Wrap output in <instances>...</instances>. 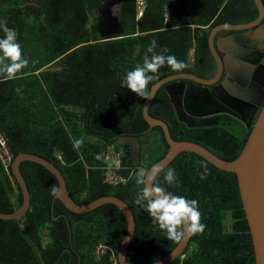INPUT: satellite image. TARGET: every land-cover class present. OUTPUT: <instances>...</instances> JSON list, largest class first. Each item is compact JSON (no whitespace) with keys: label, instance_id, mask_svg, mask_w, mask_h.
<instances>
[{"label":"trees","instance_id":"trees-1","mask_svg":"<svg viewBox=\"0 0 264 264\" xmlns=\"http://www.w3.org/2000/svg\"><path fill=\"white\" fill-rule=\"evenodd\" d=\"M105 1L43 0L39 7L23 0L0 4V38L4 27L16 32L22 46L40 34L28 65L17 73L23 77L5 81L0 76V137L11 157L5 165L0 155V213L10 214L22 203L10 169L12 160L20 153L34 154L60 171L76 204L104 196L126 203L135 222L126 259L148 264L166 256L178 242L168 241L134 203L140 190L136 174L161 160L168 145L161 128H149L144 121L145 100L121 87V80L143 64L152 40L157 41V52L167 48L166 55L187 65L180 72L162 67L158 80L181 73L213 77L216 62L207 44L209 31L223 23L253 21L258 9L253 0H141L140 12L138 0H128L117 12L122 32L102 40L97 27L102 20L95 10ZM158 80L148 85L149 91ZM170 83L156 92L149 115L166 123L173 140L194 142L223 160L235 159L250 129L225 114L185 117L172 99L176 92L172 90L171 96L165 89ZM17 88L22 92L17 93ZM122 136L138 138V163L130 158L128 145L115 143ZM81 138L82 147L74 150L72 141ZM110 148L121 151L119 165L109 163ZM100 153L104 158L97 160ZM205 165L209 174L201 180ZM168 169L175 170L177 184L164 183ZM19 171L30 206L20 221L0 219V264H118L126 220L116 206L103 204L86 213H72L51 195L58 182L49 171L27 161L20 163ZM108 175L119 181L111 183ZM155 183L174 195L197 200L206 225L202 234L190 236L182 255L169 264H254L235 174L181 152L159 172Z\"/></svg>","mask_w":264,"mask_h":264},{"label":"water","instance_id":"water-1","mask_svg":"<svg viewBox=\"0 0 264 264\" xmlns=\"http://www.w3.org/2000/svg\"><path fill=\"white\" fill-rule=\"evenodd\" d=\"M39 1L41 2L42 0ZM124 1H128V0H116V1L106 0L97 10H95V12L98 11L97 13H99V15L108 13L109 17L113 18L114 27L118 30L113 35H118L122 32L118 23L119 16L117 12L120 9V5ZM253 2L258 9V15L253 21L243 24L223 23L213 27L209 31L207 37V44L209 51L216 62V72L213 75V77L209 79H203L191 73H181V74L171 75L158 80L151 86L150 92L152 93V97L154 98L156 92L161 86L171 82L169 85L165 87V89L170 95H171V89L177 86L179 87L184 86L185 94L188 91L197 92V93L201 92L203 95L202 99L206 98L205 101L210 104H218L216 102V98L218 97L217 95H225L231 99H236V98L238 99V96H236L231 90L232 88H234L239 91V88L241 87L245 88L246 83H241L238 80H236L231 74V72L228 71L226 65L227 63L226 61L229 59L230 55L233 54L231 48L233 44L236 42L234 41L232 36L217 38V35L222 31H229V32H239L241 33V35H243V37L245 36L248 37L252 33L251 38L253 39L255 34L259 33L260 31H263L262 28L264 25H261V22L264 19V5L262 3V0H253ZM114 6L117 7L115 16H113L112 14V8ZM99 23L97 24L98 26ZM100 36L102 40H108V38L110 37V36H103L101 34ZM225 40H229L232 42V45L226 47V49L222 48V44L224 43ZM234 45L238 47L236 44ZM238 50L242 51V48ZM243 51L246 53L245 57H247L248 54H252V51H247L244 49ZM223 53L225 54L224 57L221 56V54ZM254 53L261 56L260 60L261 59L262 60L260 64L264 69V53H261L259 51H254ZM234 63L237 64L238 66L241 65L242 69L246 67L249 70L248 80H250L251 71L254 69L253 65L251 66L249 63H239V61L237 60H235ZM225 74L227 75V77ZM262 75L264 76V71ZM231 78L233 79V81ZM172 81L175 82L172 83ZM186 81L188 82L185 83ZM237 85H239V87ZM231 86L232 88L229 89V87ZM263 97L264 94L261 98V101H263ZM153 98L144 101L141 109L142 117L149 126V128H153V127L161 128L164 139L168 145V151L161 160L151 165L146 170V172H150L153 168H159L161 171L178 154H180L181 152H189L203 158L209 164H211L212 166H214L215 168L221 171L235 174L240 200L242 204V210L244 212V217L248 225V232L252 242V248L254 253V264H264V102L261 105L260 104L258 105L260 107L259 110L257 109L254 110V114L256 115V118L252 127H250V122H248L247 124L243 122L245 124L246 129L247 130L250 129L247 139L244 143V146L240 154L235 159L228 161L219 158L218 156H216L215 154H213L203 146L196 144L194 142L173 140L166 123L157 118L150 116L148 113V108L151 102L153 101ZM238 100L242 102L243 98H240ZM220 113L221 112L219 111H207V112H202L201 116L209 117ZM115 143L118 145H122V144L128 145L131 149L130 158L133 159L135 163H138L140 144L137 137L122 136L118 138ZM24 161L33 162L42 166L56 178L58 182V187L61 188V192L57 197H54V199L59 200L63 204V206L72 213H76V214L86 213L103 204H112L116 206L122 212L126 220V232L118 248L116 260L118 264H131L126 259V251L134 234L135 222L132 212L129 209L128 205L124 203L122 200L113 196L100 197L85 205L76 204L71 199L70 195L66 190L65 181L60 171L53 164H51L50 162L46 161L45 159L39 156L29 153H20L12 160L10 168L13 177L15 178V180L17 181L20 187L22 193V203L19 208L15 209L14 212L10 214L0 213V219L20 221L30 206L29 192L26 187L25 181L19 171V165L21 162ZM189 239L190 237L186 236L180 242H178L175 248L171 252H169L166 256L155 262L148 264L171 263L175 258L182 255L183 251L185 250L189 242Z\"/></svg>","mask_w":264,"mask_h":264},{"label":"clouds","instance_id":"clouds-1","mask_svg":"<svg viewBox=\"0 0 264 264\" xmlns=\"http://www.w3.org/2000/svg\"><path fill=\"white\" fill-rule=\"evenodd\" d=\"M27 2V5L32 4L39 7L43 0L41 2L39 0H27ZM3 31L5 35L3 38H0V76H2L5 81H13L20 76L23 77V75H17V73L28 65L30 50H32L33 44L38 40L40 34H35V36L30 39L26 38L29 41L22 46L17 42V34L13 29L4 27ZM157 46L156 40L150 41L146 54L143 57V64H137L135 68L127 72L121 80V87L127 88L144 100L153 98L152 93L148 90V85L159 79V70L162 67L168 66L173 72L183 71L187 67L183 61L177 60L174 55H166L165 53L169 51L167 48H162L160 52H157ZM25 47H29L27 49L28 51L25 50ZM189 55L193 58V50L190 51ZM16 92L20 93L22 89L17 88ZM172 99L177 105L175 95L172 96ZM72 144L74 150H78L83 145V139H74ZM1 147L6 150L5 142L0 137V151H2ZM7 158L8 157H5V159ZM9 158L11 160V157ZM95 158L97 160H102L104 156L100 153L97 154ZM4 164L6 165L7 163ZM202 167L204 168V172L200 174V179L204 180L209 173L206 165ZM159 172V168H153L150 172H146L143 168L138 170L136 174V184L140 187V190L136 195L134 203L143 208L151 218L152 224L157 226L159 230L164 233L168 241L180 242L186 236L190 237L196 234H202L206 225L201 222L199 202L195 199L190 200L184 196L174 195L166 191L159 183H155ZM108 177L111 183L119 181V178L115 176L108 175ZM163 180L164 183L170 186L177 184L178 178L175 174V170L168 169ZM60 192V187L56 185L51 187V195L53 197H57Z\"/></svg>","mask_w":264,"mask_h":264},{"label":"flooded vegetation","instance_id":"flooded-vegetation-1","mask_svg":"<svg viewBox=\"0 0 264 264\" xmlns=\"http://www.w3.org/2000/svg\"><path fill=\"white\" fill-rule=\"evenodd\" d=\"M97 17H100V19L102 20L101 22L104 32L108 31L105 29V27H112L113 18L109 17L108 13L98 15ZM108 23H110V26L108 25ZM261 25H264V19L261 22ZM262 30L263 31L255 34L253 39L251 38L252 33L250 34V36H248L250 39L247 36L243 37V35H241V33L239 32L222 31L217 35V38L232 36V38L236 42L234 44L238 46L236 47L233 44L231 48L233 54L230 55L232 59L229 57V59L226 61V65L228 71L231 72L236 80L241 83H246L245 88L242 89L241 87L239 88V91L232 88V86L229 87V89L232 88L231 91H233V93L238 96V99L243 98L242 102H240L237 98L231 99L225 95H217L218 97L216 98V102L218 104H210L205 101L206 98L202 99L203 95L201 92L197 93L188 91L185 94L184 86H177L172 90L176 92L175 101L179 107V111L184 114L185 117H188L189 119H203L204 116H201L202 112L219 111L222 114L229 115L231 117H234L235 119H239L241 122H244L246 124L248 122H251L254 116L256 117V115L254 114V110H259L260 107L258 105H261L264 102V97L263 101H261V98L264 94V76L262 75L264 69L260 64L262 59L260 60L261 56L254 53V51L264 53V26ZM231 45V41L225 40L222 44V48L226 49V47H229ZM239 47L242 48V51L238 50L240 49ZM243 49L252 51V54H248L247 57H245L246 53L243 51ZM221 56L224 57L225 54L223 53L221 54ZM235 60L239 61V63H249L251 66L253 65L254 69L251 71L250 80H248L249 70L246 67L242 69L241 65L238 66L234 63ZM187 82L188 81H186L185 83ZM237 86L239 87V85Z\"/></svg>","mask_w":264,"mask_h":264},{"label":"rangeland","instance_id":"rangeland-1","mask_svg":"<svg viewBox=\"0 0 264 264\" xmlns=\"http://www.w3.org/2000/svg\"><path fill=\"white\" fill-rule=\"evenodd\" d=\"M26 0H23V2H25ZM116 11H117V7L116 6H114L113 8H112V14H113V16H115L116 15ZM96 15H99V13H97ZM99 27H101V28H99V31H100V33H101V35H103V34H108V32H104L103 31V25H101L100 24V26ZM112 30V29H111ZM104 36V35H103ZM191 56H192V53H191ZM34 59V56H31V58H30V61H32ZM1 149H2V151H0L1 152V158H2V161L4 162V163H8L9 162V160H10V156H9V154L7 153V151L3 148V147H1ZM5 153V154H4ZM119 153H121V151H119V152H116V151H114L113 149H111L110 148V150H109V152H108V155H107V158H108V161H109V163L111 164V163H115L116 165H119V163H118V156H119ZM5 157H8L7 159H5ZM109 178V177H108ZM110 179V178H109ZM44 235L43 236H46V233L44 232L43 233ZM99 252V251H98Z\"/></svg>","mask_w":264,"mask_h":264},{"label":"crops","instance_id":"crops-1","mask_svg":"<svg viewBox=\"0 0 264 264\" xmlns=\"http://www.w3.org/2000/svg\"><path fill=\"white\" fill-rule=\"evenodd\" d=\"M3 1L4 2H7V0H0V4L1 3H3ZM18 2H19V0H17V4H18ZM27 0L25 1V2H23V4H26L27 5ZM22 6V5H21ZM49 11H51V8L49 9ZM97 14V13H96ZM98 16V15H97ZM100 24L102 25V22L101 23H99V26H100ZM108 25L110 26V23H108ZM98 25H97V27H98V31H99V28H101V27H99ZM103 29V28H102ZM105 29L106 30H108V31H106V32H108V34H103L104 36H112L114 33H116L118 30L114 27V24L112 25V27H105ZM112 29V30H111ZM29 48V47H28ZM31 51L32 50H30V53H31Z\"/></svg>","mask_w":264,"mask_h":264},{"label":"built area","instance_id":"built-area-1","mask_svg":"<svg viewBox=\"0 0 264 264\" xmlns=\"http://www.w3.org/2000/svg\"><path fill=\"white\" fill-rule=\"evenodd\" d=\"M138 5H139V11H142L143 8V2L141 0H138Z\"/></svg>","mask_w":264,"mask_h":264}]
</instances>
